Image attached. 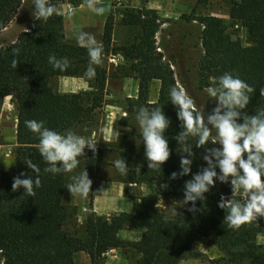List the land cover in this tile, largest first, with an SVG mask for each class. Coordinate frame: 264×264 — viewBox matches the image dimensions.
<instances>
[{
    "label": "trees",
    "instance_id": "trees-1",
    "mask_svg": "<svg viewBox=\"0 0 264 264\" xmlns=\"http://www.w3.org/2000/svg\"><path fill=\"white\" fill-rule=\"evenodd\" d=\"M23 1L0 0V33L13 23ZM65 1L51 0V3L57 6ZM230 18L246 29L249 46L231 38L222 18L205 16L193 19L204 27L201 38L204 55L199 64V82L201 88L206 89L225 72L239 76L255 89L241 115H254L264 109V96L260 94V89L264 88V0L237 1L230 9ZM124 24L141 30L132 43L111 49L114 18L108 15L101 45L104 50L122 54L131 61L130 71L139 80L137 97L126 102L128 120H135L134 113L141 105L161 108L170 120L164 136L171 155L161 170H150L139 132L136 137L141 150L135 156L119 153V159L126 161L128 172L126 176L117 172V179L126 185L166 184L170 195L184 199L185 182L207 165L203 160L204 149L195 147L196 138L189 137L194 153L191 174L170 179L173 172L180 171V146L175 137L183 129L177 118L178 109L170 101L169 90L173 86L181 88L174 70L157 51L159 17L155 10L141 9L126 14ZM14 49H19L18 55ZM53 54L57 58L67 57L70 67L64 72L54 70L49 63V56ZM13 58L18 60L16 69L11 67ZM88 61L87 51L66 38L64 19L57 12L47 22L35 19L31 29L22 31L12 43L0 45V112L5 98L12 95L18 113L15 166L3 172L0 178V252L3 264H76V255L81 252L90 257L91 264H104L102 258L116 249L137 256L131 264H181L196 256L193 246L199 238L216 245L231 264H264V246L257 243L258 237L264 236V220H254L239 229L228 228L224 224L225 211L218 207V203L222 195L231 198V185L219 181L205 194L204 201L196 202L198 211L195 213L188 211L192 207L189 203L176 218L168 219L157 206V198L149 195L132 198V213L111 217L97 215L90 206V213L83 223L82 237L64 229V225L76 215L65 203L67 173L53 175L44 172L47 165L38 150V136L24 122L44 121L46 127L60 133L72 129L80 130L78 134L84 136V128L90 132L97 111L104 106L107 72L99 65L94 79H84ZM57 77L83 78L90 87H94V91L58 93L51 85ZM154 80H159L161 86L157 101L151 102L149 94ZM193 111L197 112L195 106ZM207 147L219 145L209 143ZM87 156L85 150L84 157L78 159L81 162ZM28 160L40 169L41 186L34 189V196L24 194L22 188L15 192L12 190L15 177L21 173L32 175V170L26 165ZM128 227L143 231L140 241L119 239V232ZM221 261L212 259L210 264H221Z\"/></svg>",
    "mask_w": 264,
    "mask_h": 264
},
{
    "label": "clouds",
    "instance_id": "clouds-1",
    "mask_svg": "<svg viewBox=\"0 0 264 264\" xmlns=\"http://www.w3.org/2000/svg\"><path fill=\"white\" fill-rule=\"evenodd\" d=\"M88 10L96 15L105 11L98 6V0H86ZM57 12L51 0H33V16L37 21L47 22ZM76 43L88 54V65L83 74L86 80L96 76V66L103 63L104 49L95 35L80 30L76 33ZM16 55L19 49L13 50ZM49 63L54 70L66 71L70 67L67 57L49 56ZM18 60L13 58L11 67L16 69ZM207 95L216 102L211 114L194 112V101L185 92L171 87L170 101L178 109L177 118L181 121V131L175 139L179 144L180 171L173 172L170 179L176 180L191 174L194 153L193 146L188 142L189 137L196 138V146L204 149L203 160L206 167L192 174V179L185 182L184 199L180 207L191 203L189 212L195 213L197 201H204L205 194L215 186V182L231 185L232 196H221L218 207L225 211L224 224L231 229H239L243 224L264 217V109L254 115L244 114L249 103L250 94L255 89L239 76L225 72L215 78V83L205 89ZM264 96V88L260 89ZM139 126L140 136L145 148V158L150 170H161L162 165L169 159L171 153L168 140L164 133L170 125V120L159 107L149 108L139 106L134 113ZM242 120V122H240ZM25 126L38 136V150L46 163L44 172L53 175L72 173L80 164L79 157L85 149L95 152L97 143L91 137L78 134L69 129L64 133L46 127L44 121L26 120ZM213 133H215L213 137ZM211 138V141H210ZM219 145V147H207ZM32 170V175L21 173L13 179L12 190H24V194L35 195V188L41 186L40 169L31 160L26 162ZM114 168L121 176H126L128 166L123 158L114 161ZM219 170V172L217 171ZM33 173L35 175H33ZM92 181L83 169L70 177L66 188L72 196L87 197ZM167 188V185H161ZM239 193L245 197L243 201L236 199ZM172 215L177 217V208L172 209Z\"/></svg>",
    "mask_w": 264,
    "mask_h": 264
},
{
    "label": "rangeland",
    "instance_id": "rangeland-1",
    "mask_svg": "<svg viewBox=\"0 0 264 264\" xmlns=\"http://www.w3.org/2000/svg\"><path fill=\"white\" fill-rule=\"evenodd\" d=\"M237 1L239 0H98V6L105 9V23L108 15H112L114 18L111 49L117 46L129 45L141 33L138 27L124 24V16L126 14L141 9L155 10L159 17V30L156 34L157 51L163 54L164 61L169 63L174 70L178 86L193 99L196 111L201 114L205 112L207 115L211 114L216 107V102L200 86L198 73L200 61L204 55L201 39L204 27L199 21L193 19L205 16L222 18L227 33L231 38L240 42L243 46H249L250 41L246 29L240 22H235L230 18V9ZM82 4H86V0H66L64 3L57 4V13L63 17L64 27L66 17L75 13ZM32 13L33 0H24L13 23L0 33V45L12 43L22 31L31 29L35 20ZM90 17H93V24L96 28H88L84 31L94 34L101 44L102 38H99L98 29L103 25V18H101V15H96L86 8L84 20L89 25ZM65 31L68 33L69 41L77 44L75 39L77 32H75L73 24H67ZM101 65L107 72L104 106L97 111L94 117V127L91 128L92 126H90V132L86 128L82 132L86 133L84 136L91 137V139L93 136L101 137L107 119L111 114V108L106 107L108 104L121 107V109L116 110V112H119V118L114 119H116L117 123L128 127V134L122 135L116 132L113 142L108 144L98 142L95 152L86 150L90 154L99 152L101 160L108 167H104L101 171L87 172L89 179L92 181V186L90 193L85 197L84 204L87 209L81 220L78 217L81 208L74 205V196L68 190L66 192L65 203L76 212V215L64 225V229L80 237L84 236L83 223L90 213V206L93 207L94 186L100 180L114 183L120 182L117 179V170L114 168V161L119 159V153L125 152L135 156L141 150L140 143L136 137L137 133L140 132L137 122L134 119L128 120V115L123 117L121 115L122 111L126 110L127 99L134 98L133 95L135 93V86L132 81L135 75L130 71L131 61L126 60L122 54H115L112 50L109 52L104 50V59ZM72 81L68 78L57 77L51 81V85L56 92L61 94L76 93L74 91L78 87ZM160 86L161 82L159 80L152 81L149 94L151 102L157 101ZM93 91L94 87H91L88 91L78 93H90ZM17 125V105L15 98L10 95L5 98L0 112V178L3 172L9 171L15 166V151L18 146ZM75 131L78 133L80 130ZM78 173L76 169L72 173H67V184L70 183L71 175ZM124 186V196L132 203V198L134 197L154 195L158 200L157 206L166 214L168 219L176 218L172 215V209L177 208L179 215L186 207H180L179 205L183 198L170 195L166 188L160 187L161 184L139 186L124 184ZM236 197L246 199L239 193L236 194ZM258 220H264V217H259L256 221ZM257 243L264 246V236L258 237ZM193 253L196 255L195 257H190L181 264H210L212 259H221V264H231L228 262V257L224 252L205 239L199 238L194 243ZM121 254L130 261V264L137 260V256L132 252L122 251ZM75 261L76 264H91L90 257L84 252L77 254ZM102 262L105 264V257L102 258ZM0 264H3L1 252Z\"/></svg>",
    "mask_w": 264,
    "mask_h": 264
},
{
    "label": "crops",
    "instance_id": "crops-1",
    "mask_svg": "<svg viewBox=\"0 0 264 264\" xmlns=\"http://www.w3.org/2000/svg\"><path fill=\"white\" fill-rule=\"evenodd\" d=\"M86 4H82L75 11V13L69 15L65 19V27L67 29V24H73L75 32L80 30H87L88 28L93 29L96 26L93 24L94 19L90 17V25L84 20V12L86 11ZM103 18V25L98 29L99 38H102L103 28L105 26V12L101 15ZM65 29V30H66ZM5 31V30H4ZM66 33V38L68 39V33ZM69 40V39H68ZM73 43V42H72ZM73 80L72 82L77 85L78 89L74 92L78 93L81 91H88L91 87L88 83L82 78H73V77H64ZM135 86V93L133 97H137L139 90V80L132 79ZM131 96V95H129ZM106 107L111 108L110 116L107 119L105 127L103 129L101 137L93 136L92 140L95 143L103 142L105 144L111 143L114 140V136L117 134L127 135L128 127H125L117 123L114 118H119V112L116 110L121 109V107L116 105H106ZM122 117L128 115L126 110L122 111ZM121 130V131H120ZM88 150V149H85ZM104 167H108L107 164H104L100 158V153H88V156L82 160L76 170L81 172L85 169L89 171H101ZM124 184L121 182H110L107 180H100L98 184L94 186V196H93V210L99 216L111 217L113 215H118L121 213H132L133 212V203L125 198L124 196ZM85 197L79 195L74 196V205L81 208L80 214H78L79 219L83 217V214L86 212V206L84 204ZM142 230L137 228H125L120 231L118 237L120 240L127 242H138L142 237ZM122 250L116 249L111 250L104 256L106 258L105 264H130V261L127 258H124L121 254Z\"/></svg>",
    "mask_w": 264,
    "mask_h": 264
}]
</instances>
